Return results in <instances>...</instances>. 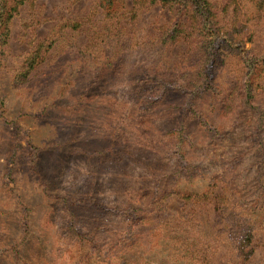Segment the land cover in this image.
I'll list each match as a JSON object with an SVG mask.
<instances>
[{"label":"rangeland","instance_id":"rangeland-1","mask_svg":"<svg viewBox=\"0 0 264 264\" xmlns=\"http://www.w3.org/2000/svg\"><path fill=\"white\" fill-rule=\"evenodd\" d=\"M108 1L24 0L7 24L6 42L0 48L4 51L0 59V211L4 212L0 264H22L16 253L38 263L40 259L34 258L48 259L46 251L52 263L59 262V253L65 252L57 235L62 239L66 232L73 239V233L90 229L81 228L82 224L68 229L60 223L63 214L57 197L82 182L85 165L76 158L77 149L87 153L110 145L117 153L123 144L133 143L123 118L136 99L141 85L137 80L153 72L167 82L202 80L197 73L201 69L211 78L204 81L196 104L218 135L209 140L193 130L196 174L206 181L194 183L189 190L201 191L222 174V168L236 165L235 184H244L237 190L246 200L253 194L256 198L255 208L249 210L247 204L236 219L250 221L251 242L239 254L232 237L238 223L226 218V213L217 214L211 205L191 206L172 199L169 233L152 243L167 253L164 258H148L150 264H264V106L259 114L243 109L236 93L228 98L227 91L239 82L241 68L247 67L243 63L253 57L251 80L260 85L254 94L262 95L264 105V66L258 55L242 53L264 51V0H210L221 19L229 20L230 10L236 8V32L229 31L236 42L219 50L207 45L209 38L190 46L188 39L179 37L159 47L172 20L170 8L157 1L149 5L136 3L139 0ZM34 53L32 70L18 78ZM180 94L167 93L164 103L177 107L184 99ZM134 153L123 157L120 165L109 161L101 165L98 174L104 182L126 172L123 165L140 156L138 149ZM224 190L222 182L215 183V193ZM183 241L193 242L199 252L185 259L170 258V249ZM71 259L66 263L121 262L102 252L88 258L74 254Z\"/></svg>","mask_w":264,"mask_h":264},{"label":"trees","instance_id":"trees-1","mask_svg":"<svg viewBox=\"0 0 264 264\" xmlns=\"http://www.w3.org/2000/svg\"><path fill=\"white\" fill-rule=\"evenodd\" d=\"M23 1L0 0V48L4 47L6 42L10 17ZM156 1L173 11L172 20L159 41V47L179 37L188 39L190 46H195L198 39L209 38L207 45H212L211 48L215 50L235 44L236 40L230 37L229 31H235L233 25L236 8L230 10L229 20H225L218 17L215 5L210 0H139L136 3L149 5ZM255 7L260 8L259 2L255 3ZM222 12L226 13L227 9ZM3 52L0 51V59ZM242 53L258 55L261 65L264 66V55L261 56L264 51L257 52L252 49ZM36 58L37 53H34L26 59L24 70L18 78L27 76ZM255 63L253 57L245 61L243 64H247V67L241 68L239 82H235L227 91L228 98L236 93L239 107L249 111L252 109L254 113L259 114L264 105L261 103L262 95L254 94L255 89L260 88L259 84L252 81ZM205 72L204 69L197 72L202 75V80L183 79L180 82H167L163 76L159 77L153 72L152 76H145L136 81L141 85L137 87L136 99L128 110L127 118H123L124 121L126 119V127L131 130L129 135L133 143L123 144L117 153L114 152L116 148L110 145L102 151L87 153L78 148L76 158L85 165L82 167V182L57 197V203L62 209L63 219L60 223L63 227L72 229L82 224L81 228L89 226L90 229L82 234L73 233V239L66 232L63 233L62 239L61 235H57L61 240L57 242H61L60 246L65 252L59 253L57 263L49 260V251H46L48 259L34 258L40 259L41 262L38 263L25 261L20 253H16L15 256L21 260L19 262L67 264L66 260H72L71 256L74 254L88 258L94 252H102L106 257L112 256L121 260L118 264H131L135 260L150 264L148 256L162 257L167 253L152 243L156 239L155 243L158 242L169 233L170 200L179 199L191 206L211 205L217 214L226 213V218L235 223H238L236 219L247 204L249 210L255 208L254 194L246 200L237 190L244 184H235L236 165L222 168V174L210 179L201 191L189 190L194 183L198 186L206 181L203 175L196 174L198 167L194 165L192 152L193 130L197 129L199 133L205 134L204 139L215 140L213 137L217 138L218 135L210 119L202 114L196 104L199 100L197 95L203 91L204 81L211 78ZM172 91H177L184 97L183 103L177 107L164 103V97ZM148 93L154 94L155 97H148ZM158 93L162 94L156 95ZM115 126L118 127L117 124ZM118 129L119 127L114 131ZM135 149H138L140 156L123 165L124 168L127 167L128 172L116 174L114 180H109V183L104 182L98 174L99 167L108 161L111 165H120L123 157L135 156ZM112 168L114 169V166ZM30 169L34 172V167ZM216 182L224 184V192L215 193ZM3 213L0 211V215ZM249 223L248 220L238 223L232 233L239 254H242L243 249L251 242L252 226ZM199 250L193 242L183 241L177 249H170V255H173L170 258L185 259ZM84 251L85 256H81ZM248 254L249 251L245 253L246 256Z\"/></svg>","mask_w":264,"mask_h":264}]
</instances>
